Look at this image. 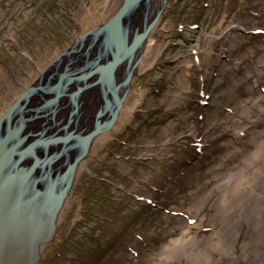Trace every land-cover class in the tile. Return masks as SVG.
Segmentation results:
<instances>
[{"label":"rangeland","instance_id":"374dc122","mask_svg":"<svg viewBox=\"0 0 264 264\" xmlns=\"http://www.w3.org/2000/svg\"><path fill=\"white\" fill-rule=\"evenodd\" d=\"M121 1L0 0V114ZM152 31L132 117L83 162L37 264H189L166 252L193 236L208 264H264V0H166Z\"/></svg>","mask_w":264,"mask_h":264},{"label":"water","instance_id":"95a60500","mask_svg":"<svg viewBox=\"0 0 264 264\" xmlns=\"http://www.w3.org/2000/svg\"><path fill=\"white\" fill-rule=\"evenodd\" d=\"M165 4L122 0L0 114V264H37L52 242L79 165L112 130Z\"/></svg>","mask_w":264,"mask_h":264},{"label":"bare ground","instance_id":"6f19581e","mask_svg":"<svg viewBox=\"0 0 264 264\" xmlns=\"http://www.w3.org/2000/svg\"><path fill=\"white\" fill-rule=\"evenodd\" d=\"M111 1L112 0H106V3L104 5L105 10H103L102 16L107 14V9H108V6L111 3ZM81 22H82L84 30L88 31V30L92 29L89 26L90 23H88L87 21H81ZM93 22L97 24V20H93ZM152 34H153V31H151L148 34V36L146 37V40L142 44V49H141L142 52H141V56L139 58V61H138L137 67H136V73H139V72L145 70L146 68H148L150 65H152L155 58L161 52L160 45H159L160 41L157 38H153ZM55 51H56V55L59 54L58 49H56ZM39 64H41V63L39 62ZM39 66H41V65H39ZM119 69H123V65L121 67H119ZM22 89L19 90L17 92V94H19L22 91ZM140 94L141 93H139L138 91H133V90L127 92V94L124 98L123 105L118 112L117 119H116L114 125L112 126V130H116V131L119 130L120 128H122L123 124L125 122H127L132 117V111H133L135 105L137 104V102L139 101ZM88 109H90V108L88 107ZM89 127H90V125H89ZM110 137H111L110 132L103 133V134L96 136L93 139L92 144H91V149H90L91 152H93L94 148L102 146L106 142V140L109 139ZM257 155L259 156L258 160L256 159ZM263 158H264V146H262V144L260 143L256 147V150L253 152L251 159L254 162L253 164L257 165L259 162L263 161ZM259 160H261V161H259ZM83 164L84 163L79 165V171L82 168ZM245 171H248V173H249V170H246V168H244L241 172H245ZM252 171H254V170H252ZM247 175L248 174H246L245 176H247ZM234 182L235 183L232 182L231 189L229 191L228 190L226 191L227 194L228 193H234V190L238 189L239 186L241 184H243L244 182H246L247 184H250L251 180L249 181L248 176L247 177L238 176V178L236 180H234ZM260 191H263V189ZM67 202H68V200L66 201V203ZM258 210H259V216H258L259 222L256 225H261V224H264V219L261 216V214L264 211V205L261 206ZM61 215H62V213H61ZM227 222H228V220H227ZM189 229L190 228L187 227L186 230L189 231ZM259 231H260V228H257V232H259ZM220 232L223 233L222 230H220V229H219V232L215 231L214 233H217L218 238L221 240L220 241L218 239L219 242L224 244L223 242H225V240H224V237L220 234ZM263 233L264 232L261 230V232H259L255 236L260 235L262 237ZM198 244H199L198 240L196 239L195 236H193L191 239H189V241H186L182 237L178 241H174L171 245V248L167 249L166 253L173 256V257H176V258L184 255L189 264H208V262L211 260H210V258L206 257V256H208L207 254H204L202 251L201 252L198 251L199 250ZM188 246L192 247V250L190 252L187 251ZM218 247H219V244H218ZM213 262H216V261H213ZM213 262H211V263H213Z\"/></svg>","mask_w":264,"mask_h":264}]
</instances>
